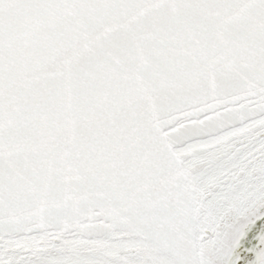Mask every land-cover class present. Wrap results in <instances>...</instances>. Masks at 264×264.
Here are the masks:
<instances>
[{
	"label": "snow or ice",
	"instance_id": "6c2138e0",
	"mask_svg": "<svg viewBox=\"0 0 264 264\" xmlns=\"http://www.w3.org/2000/svg\"><path fill=\"white\" fill-rule=\"evenodd\" d=\"M0 264H264V0H0Z\"/></svg>",
	"mask_w": 264,
	"mask_h": 264
}]
</instances>
